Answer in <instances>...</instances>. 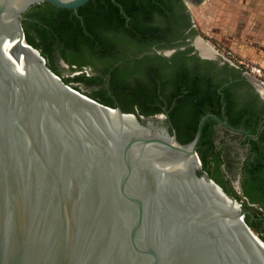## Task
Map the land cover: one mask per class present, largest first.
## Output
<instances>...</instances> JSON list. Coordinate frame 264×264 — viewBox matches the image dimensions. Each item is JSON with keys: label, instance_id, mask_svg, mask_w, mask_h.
Masks as SVG:
<instances>
[{"label": "water", "instance_id": "obj_1", "mask_svg": "<svg viewBox=\"0 0 264 264\" xmlns=\"http://www.w3.org/2000/svg\"><path fill=\"white\" fill-rule=\"evenodd\" d=\"M88 1L0 0V264H264L239 204L200 171L207 117L180 144L166 120L63 84L27 45L29 7Z\"/></svg>", "mask_w": 264, "mask_h": 264}, {"label": "flooded vegetation", "instance_id": "obj_2", "mask_svg": "<svg viewBox=\"0 0 264 264\" xmlns=\"http://www.w3.org/2000/svg\"><path fill=\"white\" fill-rule=\"evenodd\" d=\"M204 2L119 0L125 13L102 19L98 2L83 18L77 9L40 3L23 13L21 26L48 45L47 68L61 81L79 80L80 87L65 85L83 95L99 92L113 108L160 117L183 142L207 117L200 171L245 208L250 222L264 225V87L214 49L195 23L193 11Z\"/></svg>", "mask_w": 264, "mask_h": 264}, {"label": "rangeland", "instance_id": "obj_3", "mask_svg": "<svg viewBox=\"0 0 264 264\" xmlns=\"http://www.w3.org/2000/svg\"><path fill=\"white\" fill-rule=\"evenodd\" d=\"M193 15L195 23L204 34L211 36L214 49L220 54L229 52L233 60L246 63H252L247 55L264 54V0H205L204 4L193 11ZM26 30L32 38L39 40L32 30ZM44 62L48 66L47 59H44ZM63 81L76 82V86H81L77 82L79 80ZM91 94L86 93L85 96L110 106L99 92ZM256 228L257 231H253L256 236L260 232L264 233L263 224L256 225Z\"/></svg>", "mask_w": 264, "mask_h": 264}, {"label": "trees", "instance_id": "obj_4", "mask_svg": "<svg viewBox=\"0 0 264 264\" xmlns=\"http://www.w3.org/2000/svg\"><path fill=\"white\" fill-rule=\"evenodd\" d=\"M94 2H98L95 6L96 10H95V15L99 18H104L106 14H117V11L118 10H122V13H125V10L123 8H121V6H119V0H90L88 1V3L82 7H80L79 9H77V15L81 16V18L84 17L83 13H84V10L89 7L90 4H92ZM106 8L109 9V12L105 11ZM61 12H68V11H61ZM71 12V11H69ZM39 21V20H38ZM40 22V21H39ZM41 23V22H40ZM43 24V23H42ZM23 29V37L27 43L28 46H30L31 48L35 49L38 51L39 55L43 58V59H47V52H48V45L43 41V38H39V40H35L34 38H32L26 28H22ZM46 66V65H45ZM47 67V66H46ZM62 83L63 84H66L65 81L62 80ZM90 98V97H89ZM91 99V98H90ZM93 100V99H92ZM95 101V100H94ZM103 105V104H102ZM104 106H107L109 108H113L112 105L108 106V105H104ZM122 108V107H121ZM122 112H130V111H127L126 109H121ZM152 113V112H150ZM149 113V114H150ZM203 130V128H202ZM191 131L192 134H190V136H188V139L186 142H183L180 135H177V141L180 143V144H185L187 143L188 141H190L193 137V133L195 131V126L194 127H191ZM202 137H203V131H201V134H200V138H199V141H198V144H197V148L195 150V152L197 153V156L199 158V161L201 163V166H202V169H204V166L206 165V156L205 154L200 150V146L202 145ZM204 171V170H202ZM207 177L210 179V177L207 175ZM245 208H241V211H244ZM252 218H258V216H255L253 215ZM252 219V220H253ZM251 220V217H249L248 215H244L243 217V221L244 223L247 225V227L249 229H251L252 231H257V228H256V225L253 223V222H250ZM254 221V220H253ZM259 223V222H258ZM257 238L258 240L264 244V233L260 232L259 234H257Z\"/></svg>", "mask_w": 264, "mask_h": 264}, {"label": "built area", "instance_id": "obj_5", "mask_svg": "<svg viewBox=\"0 0 264 264\" xmlns=\"http://www.w3.org/2000/svg\"><path fill=\"white\" fill-rule=\"evenodd\" d=\"M227 61L238 66L241 70L252 79L255 80L256 83L264 87V68L259 65L246 63L240 60H233V57L229 52L221 54Z\"/></svg>", "mask_w": 264, "mask_h": 264}, {"label": "crops", "instance_id": "obj_6", "mask_svg": "<svg viewBox=\"0 0 264 264\" xmlns=\"http://www.w3.org/2000/svg\"><path fill=\"white\" fill-rule=\"evenodd\" d=\"M262 21L264 23V15H262ZM249 57V62H252V63H255V64H258L260 65L262 68H264V54L263 55H260V56H254L253 55H247Z\"/></svg>", "mask_w": 264, "mask_h": 264}, {"label": "bare ground", "instance_id": "obj_7", "mask_svg": "<svg viewBox=\"0 0 264 264\" xmlns=\"http://www.w3.org/2000/svg\"><path fill=\"white\" fill-rule=\"evenodd\" d=\"M202 49V48H201ZM202 52H209V50L208 49H203V51Z\"/></svg>", "mask_w": 264, "mask_h": 264}]
</instances>
